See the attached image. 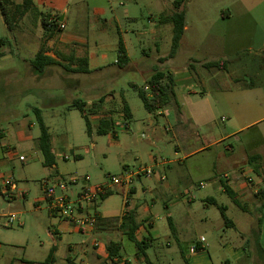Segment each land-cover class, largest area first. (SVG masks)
<instances>
[{"label":"rangeland","instance_id":"obj_1","mask_svg":"<svg viewBox=\"0 0 264 264\" xmlns=\"http://www.w3.org/2000/svg\"><path fill=\"white\" fill-rule=\"evenodd\" d=\"M174 1L85 0L87 14H69L67 30L77 32L79 23L86 22L88 28L81 33L89 35L93 49L99 55L108 54L109 59L101 62V67L89 73L71 74L59 69L66 77H60L56 72L49 74L30 68L22 59L24 52L16 46L14 40L16 33L8 29L0 11V38L3 40L1 43L5 45L8 42L7 46L2 47L1 50L5 49L7 53L8 50H13L10 57H0V128L7 133V136L0 141V161H7L0 167V175L14 179L19 187V192L12 198L2 194L0 190V264H10L11 261L13 264H27V259L36 261L44 259L45 252L42 245L48 243L50 240L48 231L53 230L52 217L48 211L49 203L44 192L45 182L50 186H56L59 178L68 179L70 175L83 178L88 175L93 185L110 183L113 177L134 174L131 185L112 187L111 191L114 194L98 207L104 216L119 215L123 211L127 201L125 190L129 189L133 183L141 194L142 214L148 213V207H152V200L158 197L161 190H168L165 188V182L157 183L154 178L146 174L139 177L135 174L145 166L150 167L153 156L169 160L174 158L175 141L171 132L165 131L168 126L164 118L147 111L138 94V90L145 87L150 77L149 71L152 73L157 70L171 71L169 66L172 63L157 61V49L160 48L162 56L169 53L173 35L172 25L160 24L158 17L161 14H171L176 11ZM95 8L103 9L104 13L95 14ZM181 9L189 17L191 26L200 24L199 26L205 29L210 28L215 16L222 14L225 10H230L233 14H258L260 21L264 22V0H186ZM21 21L23 23V19ZM107 22L114 25L110 26L106 24ZM24 25L44 30L42 19H37L33 14L28 15ZM102 25L108 26V33L105 35L100 34ZM120 31L132 41L130 45L132 64L124 68L115 65L117 69H121L120 74L118 77L110 78L108 75L112 65L109 63L117 58V53L110 52L104 47L114 39L117 40ZM190 35L192 36L191 33ZM238 47L240 48L238 51L246 57L256 53L255 50H250L249 43H240L235 48ZM224 52L228 51L224 50ZM189 54L202 57L205 52L199 53L196 50L182 52L175 64L183 67ZM133 84H136L137 88ZM112 90L116 91V99L113 101L114 109L123 106L120 92H125L133 112L132 120L116 118L115 128L110 133L98 134L97 127L93 126V132L89 134L81 112L71 107L72 101L78 100L90 106L96 101L98 103L99 98L106 97ZM171 103L173 104V101ZM35 107L40 108L44 122L49 126L51 135L59 144L60 153L56 154V167L45 166L42 153L35 147L37 136L40 134ZM227 117L222 109H217L215 112V120L212 122L217 134L213 141L221 139L224 132L229 134L237 132V129L245 123L242 119L237 122L233 119L229 122ZM205 118L206 116L202 120L204 121ZM124 122H127L130 128H125ZM29 124L32 127L25 129L26 138L21 141L15 133L16 128ZM153 126L158 127L163 142L156 140ZM204 126V124L200 127L196 125L194 130H198L205 137ZM261 126L264 127V124ZM202 141L203 144L208 143L204 138ZM202 141L194 142L191 148L196 149ZM2 143L11 146L12 156H4ZM228 145L232 146L231 155H228L229 151L225 148ZM249 148L254 149V152L264 151L263 136L257 127L237 133L236 136H230L219 145H215L212 150L234 160H241L244 151ZM181 151L188 153L189 150L182 147ZM76 153L80 155V158L74 157ZM20 155L27 156V161L21 162L18 158ZM63 155L69 158L66 160ZM206 155L207 152L196 155L184 163L183 161L173 163L162 173L168 176L172 185H175L174 174L177 170L182 172L199 170L200 175L197 181L203 180L207 174L211 173L209 172L210 162ZM194 161H199V164L194 165ZM231 170V168L216 165L212 172L222 176ZM82 184L83 181L80 180L76 186H68V190L65 191L57 187L56 193L72 195L75 190L80 189ZM143 186L151 187L154 190L153 193L142 192ZM177 186L184 190V187ZM196 190L200 197L212 195L220 205H229L227 215L237 223V227L230 228L224 225L219 217L221 213L218 208L211 206L207 211L208 219L205 225H198L189 235L182 236L180 240L172 237L170 251L174 252V263L188 264L180 251L185 250L192 239L202 236L207 241L209 252L215 260L228 254L229 248L226 247L230 246L234 250L242 249L244 252L241 258H230L231 264H264V252L260 246L257 222L260 212L257 207L251 206L244 210L232 203L231 197L225 193L216 194L212 188ZM167 194L168 198L174 199L171 190H168ZM38 207L41 208L39 212L42 214L40 231L32 228L31 224V218ZM11 215H15L23 226H20L17 221L12 226H7L6 223ZM166 229L169 230L168 223H166ZM114 232L120 235L119 228H114ZM161 242H164V237L161 238ZM124 247L125 249L122 250L124 256L135 255L138 251L135 244L128 240H124Z\"/></svg>","mask_w":264,"mask_h":264},{"label":"crops","instance_id":"obj_2","mask_svg":"<svg viewBox=\"0 0 264 264\" xmlns=\"http://www.w3.org/2000/svg\"><path fill=\"white\" fill-rule=\"evenodd\" d=\"M13 1L17 4L23 2V0ZM84 1L85 0H33V6L24 16L23 23L30 14H33L37 19H42L43 14H50L51 18L59 17V21L63 24L64 28L57 36L49 39L45 34V30H39L37 27L34 28L27 25L23 26L22 21L19 22L12 32L16 33L14 38L16 46L24 52L22 59L30 68H33L31 61L35 58L42 46L45 47L48 56L58 60L57 64L48 66L43 73L53 74L56 72L60 77L66 76L63 75L59 69L71 74L76 73L68 71L63 67V64H69L72 60L75 63L71 66L75 67L78 59L87 57L91 72L101 67V62L109 59L108 54L103 53L99 55L97 51L93 49L89 41V35L81 33L88 28L86 22L81 21L79 23V31L77 32L67 30L69 14H87ZM101 13H104L103 9L95 8V14ZM260 20L261 18L258 14H233L232 11L225 10L222 14H217L215 16L210 28L205 29L199 26L200 24L191 26L189 17L186 14L185 32L175 56L168 58L171 51L172 38L170 41V51L167 55H160V48L157 49L158 62L163 63L168 61L172 63L169 66L171 71L165 73L170 74L174 79L176 100L173 101V104L170 102L167 106L156 109L150 113L164 118V122L168 126L165 128V131L171 132L176 149L173 159H160L153 156L151 158L153 163L150 167L145 166L142 169H152L154 173L150 177L154 178L157 183L165 182V188L171 190L174 199L173 197H167L168 190H161L158 197L152 200V207H148V213L145 212L142 214L143 206L140 201L141 194L135 183H133L129 189L125 190L127 201L123 211L119 215L110 214L104 216L98 210L102 221L97 222L94 230L85 232H80L69 223L57 218L48 206L49 214L52 217L51 226L53 230L48 231V237L50 238L48 243L42 245L45 257L42 261L27 259V261L25 260L27 264H43L52 248H56L55 264H147L148 260L153 264H175L174 252L170 251L173 241L172 237L180 240L182 236L189 235L193 228L207 223V211H209L211 206L217 207L218 210L219 206H223L220 205L217 199L212 195L200 197L196 189L212 188L213 192L216 194H226L224 187L226 184L237 195L242 204H245L247 207H257V205H259L260 199L257 193L263 187V184L261 178L255 173L253 166L249 164L248 157L252 154H260L263 157L264 164V151L254 152V149L251 150L249 148L244 151L241 160H234L231 157L223 156L213 151L212 148L215 145H219L230 136H236L237 133L244 132L254 127L259 129L264 140V127L261 126L264 124V22ZM158 22L161 24L160 16L158 17ZM106 24L110 26L114 25V23L111 24L109 22ZM107 28L108 26L102 25L100 34H107ZM203 29H205L204 32ZM120 40L123 41L129 57V63L123 67L118 63ZM131 42V39L120 31L118 39H114L104 47L110 52L117 53V58L109 63V65H112L110 66L111 71L108 75L110 78L118 77L120 74L121 69H117L115 65L124 68L126 66L130 67L132 64ZM243 42L249 43L250 50H255L256 53L248 57L241 54L240 51H238L240 48L235 47ZM7 44L8 42L5 45L2 43L0 44L1 58L10 57L13 53V50H8V53L5 49L1 50L2 47H6ZM190 50L194 52L196 50L199 53L205 52V55H202V57H195V55L189 54L187 62H185L183 67L176 65L175 61L178 56L182 52H190ZM224 50L228 52H224ZM232 51L233 53H231ZM58 53L63 57H58ZM210 63H220V67H209L208 64ZM153 74L152 71L148 73L150 77ZM150 77L147 79L146 85L143 88L147 91L149 88L147 82ZM192 82L196 86L193 85ZM133 86L137 88L136 84H133ZM120 96L123 104V106L119 108L120 110L113 108L115 106L113 105V101L116 99L115 90H112L106 97L99 98L98 101L102 99V103H97L96 101L90 106L86 104L87 110L93 109L94 104H99L97 111H89L92 129L93 126L98 128L103 119L112 120L113 122L116 118L120 117L125 120H132L133 112L127 102L125 92L121 91ZM74 101L75 100H73L72 103ZM125 104L130 109V117L125 115ZM217 109L224 110L228 116L227 119L229 122L233 119H235L236 122L242 119L245 123L237 129V132L233 134L224 132V136L221 139L213 141L217 131L212 121L215 120V112ZM205 116L206 118L203 121L202 119H204ZM202 124L205 125V137L201 135L198 130H194L196 125L200 127ZM27 127H32V125H23L16 128L15 133L21 141L26 138L24 131ZM47 127L49 128L48 125ZM153 131L156 140L163 142V138L157 126H153ZM6 136L7 133L0 128V141ZM39 136L40 134L37 136V144L35 147L41 152L39 148ZM203 138L208 142L207 144H203ZM199 141H202L201 145L198 144L196 149H192L191 146L193 143ZM51 143L56 159V154L60 153V147L57 140L52 135ZM1 146L4 156L13 155L10 145L2 143ZM182 147L187 148V150H189L188 153H182ZM225 148L229 151L228 155L233 153V150H231L232 146L228 145ZM205 152H207L206 157L210 162V171H208L211 173L207 174L203 180L197 181L200 175L198 173L199 170H197V172H182L177 170L174 174L175 185H172L169 182L168 176L162 173L166 167H171L173 163H181L182 161L184 163L186 160ZM74 157L80 158V155L76 153ZM63 158L67 160L69 157L63 155ZM6 163V160L0 161V167ZM193 163L197 165L199 161H194ZM216 165L231 168L232 170L225 172L221 176L212 172V169L215 168ZM53 167H56V164H54ZM139 171L135 174L138 177L144 174H138ZM8 178L9 177L0 175V190L4 195H6L5 188L7 187L6 180H8ZM90 182L91 178L88 183H83L80 189L75 190L70 196H75L86 184L91 186L103 184L98 183L92 185ZM176 185L184 187V190L181 188L179 189ZM153 191L151 187H142V192L153 193ZM17 192H19L18 184L17 190L13 193L11 198L16 196ZM231 201L237 205L232 199ZM102 202L99 203V206ZM223 207H225V214L229 219V222L225 223L220 214L219 217L224 222L223 224L230 228L237 227V223L227 215L229 205ZM161 208L163 211H161ZM40 209L41 208L38 207L31 218L32 228L37 231H40L42 228V214L39 212ZM128 211L135 212L136 220L140 224L135 236L139 242L145 241L147 248L142 252L139 250L136 251L135 255L124 256L122 254V250L125 249L124 240L128 239L120 226L123 216ZM17 222L20 226H23L18 218ZM166 223H168L169 230L166 229ZM116 227L119 228L120 235L114 232V228ZM162 237H164L163 243H166L165 245L161 242ZM202 238L205 239L202 236L192 239V241L188 243L186 249L180 251L181 256L187 260L188 264H231L230 258H241L244 254L242 249L234 250L230 248V246H227L226 248H229V253L215 260L213 255L209 252L207 241H202ZM110 242H115L121 247L117 256L113 259H111L107 249ZM194 246H197V250L195 251L193 250ZM260 246L264 252V209L260 233ZM10 264H13V261H11Z\"/></svg>","mask_w":264,"mask_h":264},{"label":"trees","instance_id":"obj_3","mask_svg":"<svg viewBox=\"0 0 264 264\" xmlns=\"http://www.w3.org/2000/svg\"><path fill=\"white\" fill-rule=\"evenodd\" d=\"M186 0H175L174 7L176 11L171 14H162L160 16L161 24H171L173 26V37H172V44H171V51L168 58H172L177 53L181 40L183 38L185 32V24H186V14L184 10H182V5ZM33 6V0H23L21 4L15 3L13 0H0V11L5 20V23L10 31H13L15 27L19 24V22L24 18V16L31 10ZM42 23L44 26L45 34L47 38L51 39L57 36L59 33L62 32V28L59 27L61 22L59 21V17L51 18L50 14H43L42 16ZM3 40L0 38V44ZM119 58L118 63L121 67L127 65L129 63V57L127 55V51L125 45L122 40L119 41ZM0 55H2L0 53ZM58 57L60 54H57ZM167 58V59H168ZM77 64L75 67H72L75 62L72 60L69 64H63V67L72 72L76 73H89V65H88V58H80L77 60ZM58 60L55 58L48 56L46 54V49L44 46L40 48L38 53L36 54L35 58L31 61L32 67L38 71L43 72L48 66L57 64ZM208 66H219L220 63H210ZM148 91L145 89H139L138 94L143 101L145 108L149 112H153L156 109L163 108L167 106L170 102L176 100V95L174 91V79L173 77L165 73L163 71L157 70L148 80ZM102 99L99 103H102ZM72 108L79 110L82 114V117L85 120L87 131L89 134L92 133V125L89 118V113L93 111H97L99 104H94L93 109L87 110L86 103L75 100L71 104ZM35 115L37 118V122L40 128V136H39V148L44 156V165L47 167H52L55 164V155L52 148L51 143V134L49 132V128L44 122V119L41 115V111L39 108H35ZM90 111V112H89ZM124 112L127 117H130V109L125 104L124 105ZM115 124L112 120H101L97 132L98 134H108L112 130H114ZM248 162L254 168L255 173L258 177L261 178V182L263 187L258 191L257 196L260 199L259 205H257V210L260 212V216L257 219L259 233H261L262 223H263V209H264V172H263V157L260 154H252L248 157ZM225 192L226 194L231 197V199L242 209L247 210V206L242 204L237 195L225 184ZM113 191H108L100 195V202L107 199L111 195H113ZM99 206V204L97 205ZM219 210L221 215L225 221V223L229 222L225 214V207L219 206ZM102 221L101 217H98V222ZM140 224L136 220V215L134 211H128L122 218V223L120 228L123 229V233L126 238L135 243L137 249L139 251H144L147 248L146 242H139L136 239L135 233L139 228ZM108 252L113 259L117 256L118 252L120 251L121 247L119 244L115 242H110L108 245ZM56 248H52L49 256L43 262V264H55ZM147 264H153L149 260Z\"/></svg>","mask_w":264,"mask_h":264},{"label":"built area","instance_id":"obj_4","mask_svg":"<svg viewBox=\"0 0 264 264\" xmlns=\"http://www.w3.org/2000/svg\"><path fill=\"white\" fill-rule=\"evenodd\" d=\"M59 27L62 29L64 28L62 23ZM123 126L129 128L127 122H124ZM18 158L21 162H26L28 159L25 155H20ZM142 173L151 176L154 171L149 168H144L138 172V174ZM133 177L134 174H129L127 176L113 177L110 183H103L95 186L86 184L75 196H70L68 194L57 195V187L65 191L68 190V186L77 185L80 180H82L83 183H88L90 181L89 176L81 178L77 175H70L68 179L59 178L56 186H50L45 182L46 199L48 200L51 212L57 218L69 223L80 232L94 230L99 217L97 205L100 201V195L112 190L113 186L123 184L131 185ZM6 182L7 187L5 188V194L11 198L13 193L17 190V184L12 178H8ZM16 221L17 217L11 215L6 225L12 226ZM202 241H205V239L202 238ZM193 250H197V246H194Z\"/></svg>","mask_w":264,"mask_h":264}]
</instances>
